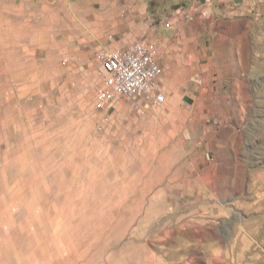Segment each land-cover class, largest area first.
Masks as SVG:
<instances>
[{"label":"rangeland","instance_id":"374dc122","mask_svg":"<svg viewBox=\"0 0 264 264\" xmlns=\"http://www.w3.org/2000/svg\"><path fill=\"white\" fill-rule=\"evenodd\" d=\"M110 35L167 101L100 124ZM0 264H264V0H0Z\"/></svg>","mask_w":264,"mask_h":264},{"label":"built area","instance_id":"2783aa9c","mask_svg":"<svg viewBox=\"0 0 264 264\" xmlns=\"http://www.w3.org/2000/svg\"><path fill=\"white\" fill-rule=\"evenodd\" d=\"M183 16L192 18L195 14L211 16V9L193 5L182 11ZM167 26H172L167 22ZM113 35L107 37L96 50L102 83L98 87V107L104 111L100 124H108L113 117L119 97L128 101L134 109L143 104L160 107L167 101V92L162 82L160 48L155 41L136 40L124 47L113 48ZM202 83V81H201Z\"/></svg>","mask_w":264,"mask_h":264},{"label":"crops","instance_id":"0c3cea01","mask_svg":"<svg viewBox=\"0 0 264 264\" xmlns=\"http://www.w3.org/2000/svg\"><path fill=\"white\" fill-rule=\"evenodd\" d=\"M198 1H201V2H206V1H208V0H198ZM214 1V0H213ZM215 1H217V0H215ZM224 1V0H223ZM227 2H228V5H231V3L233 4H237V0H227ZM203 19V17L202 16H200V15H198V16H196L195 17V20H202ZM134 39H130V38H128V39H125L124 41L123 40H119V43H118V45H115L114 43H112V44H110L109 46L110 47H113V48H120V47H124V46H126V45H128V44H130V43H132V42H134V41H136V40H134ZM96 61L99 63V61L97 60V58H96Z\"/></svg>","mask_w":264,"mask_h":264}]
</instances>
